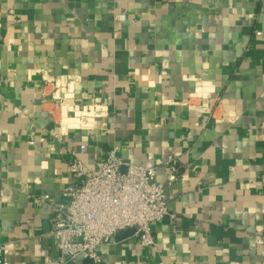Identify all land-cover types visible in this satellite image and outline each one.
I'll list each match as a JSON object with an SVG mask.
<instances>
[{
    "label": "crops",
    "instance_id": "0c3cea01",
    "mask_svg": "<svg viewBox=\"0 0 264 264\" xmlns=\"http://www.w3.org/2000/svg\"><path fill=\"white\" fill-rule=\"evenodd\" d=\"M49 75L71 76L76 99L108 113L89 129L58 127ZM194 93L237 100L241 114H199L185 103ZM114 146L155 166L158 181L172 166L178 178L166 184L169 213L152 224L162 257L132 233L99 246L103 264H264V0H0L9 264L58 256L51 217L78 180L70 159L92 165Z\"/></svg>",
    "mask_w": 264,
    "mask_h": 264
},
{
    "label": "built area",
    "instance_id": "2783aa9c",
    "mask_svg": "<svg viewBox=\"0 0 264 264\" xmlns=\"http://www.w3.org/2000/svg\"><path fill=\"white\" fill-rule=\"evenodd\" d=\"M45 81V88L54 89V107L50 113L58 127L69 121L89 129L97 118L108 113L107 106L99 101L79 102L71 76L49 75L45 76ZM185 103L197 113L207 114L217 121L234 122L241 114L237 100L219 95L194 93ZM85 148L86 145L81 144L80 151L83 153ZM68 170L78 180L63 188L62 195L69 200L54 206L50 234L55 239L58 256L47 257L45 264H69L78 257L90 259L93 264H103L99 246L112 243L117 233L129 228L135 229L143 246L161 254L152 224L169 213L165 188L178 178L173 166L168 182L158 181L155 166L125 161L118 154V146H114L108 150L106 158L92 165L72 157ZM48 198L49 195L41 197L44 201ZM171 217L175 218V215L171 214ZM256 242L264 244V237L256 235ZM5 250L6 245L0 244V264H9L4 257ZM158 264L165 263L162 259Z\"/></svg>",
    "mask_w": 264,
    "mask_h": 264
},
{
    "label": "water",
    "instance_id": "95a60500",
    "mask_svg": "<svg viewBox=\"0 0 264 264\" xmlns=\"http://www.w3.org/2000/svg\"><path fill=\"white\" fill-rule=\"evenodd\" d=\"M134 231H135V229H133V228H129V229H126V230H124V231H121V232L117 233V234L115 235V237L118 235L119 237H117V238L120 239V237L123 238V237H125V236L131 235L132 233H134ZM78 258L81 259L82 257H78Z\"/></svg>",
    "mask_w": 264,
    "mask_h": 264
}]
</instances>
